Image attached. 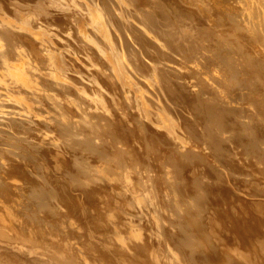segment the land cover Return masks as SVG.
<instances>
[{
	"label": "bare ground",
	"instance_id": "6f19581e",
	"mask_svg": "<svg viewBox=\"0 0 264 264\" xmlns=\"http://www.w3.org/2000/svg\"><path fill=\"white\" fill-rule=\"evenodd\" d=\"M0 264H264V0H0Z\"/></svg>",
	"mask_w": 264,
	"mask_h": 264
},
{
	"label": "rangeland",
	"instance_id": "374dc122",
	"mask_svg": "<svg viewBox=\"0 0 264 264\" xmlns=\"http://www.w3.org/2000/svg\"><path fill=\"white\" fill-rule=\"evenodd\" d=\"M236 24V23H235ZM250 46H252V45H250ZM249 47V46H248ZM255 47V46H254ZM253 47V48H254ZM62 54H63V56H62V58L65 60V61H70L72 58L70 57V56H72L71 54H68V53H66V52H64V51H62ZM72 61V60H71ZM253 84L251 83L250 84V87L252 86ZM254 86V85H253ZM253 86L251 87L252 89H253ZM244 87V86H243ZM243 87L241 86V88L243 89ZM247 88V87H246ZM246 88H244L245 89V91H247V90H249L248 88H247V90H246ZM256 88V87H255ZM252 89H250V90H252ZM181 90V89H180ZM249 90V91H250ZM179 103V102H178Z\"/></svg>",
	"mask_w": 264,
	"mask_h": 264
}]
</instances>
